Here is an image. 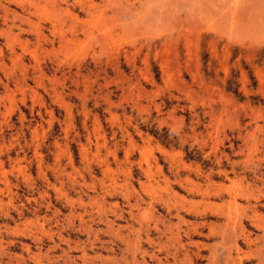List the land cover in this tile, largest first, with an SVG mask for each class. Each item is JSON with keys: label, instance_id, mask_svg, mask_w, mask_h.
I'll use <instances>...</instances> for the list:
<instances>
[{"label": "rangeland", "instance_id": "374dc122", "mask_svg": "<svg viewBox=\"0 0 264 264\" xmlns=\"http://www.w3.org/2000/svg\"><path fill=\"white\" fill-rule=\"evenodd\" d=\"M263 192L264 0H0V264H261Z\"/></svg>", "mask_w": 264, "mask_h": 264}, {"label": "bare ground", "instance_id": "6f19581e", "mask_svg": "<svg viewBox=\"0 0 264 264\" xmlns=\"http://www.w3.org/2000/svg\"><path fill=\"white\" fill-rule=\"evenodd\" d=\"M186 183H187V182H186ZM259 192H260V191H259ZM239 193H240V192H239ZM245 193H246V194H250V192H247V191H245ZM241 194L243 195L244 193L241 192ZM253 195H255V194H253ZM258 195H259V194H258ZM260 195H261V194H260ZM263 195H264V192H263ZM232 196H233V195H232ZM248 197H250V196H248ZM251 197H252V194H251ZM251 197H250V198H251ZM254 197H257V198H258L259 196H254ZM254 197H253V198H254ZM263 197H264V196H263ZM244 198H245V196H244ZM246 198H247V197H246ZM250 198H248V200H249ZM257 198H256V199H257ZM254 199H255V198H254ZM258 199H259V198H258ZM258 199H257L256 201H258ZM233 200H234V198H233ZM259 200H260V199H259ZM261 200H262V197H261ZM236 203H237V202H236ZM248 204H251V203H248ZM260 204H262L261 201H258L256 204H254V206H253V205L251 206V207L253 208L254 213L256 214V216H259L258 219L260 218V215H258V212H259V210H260ZM248 207H250V205H249ZM251 207H250V210L252 209ZM251 211H252V210H251ZM252 212H253V211H252ZM252 215H254V214L252 213ZM256 216L254 215L255 218H257ZM245 217L247 218V216H245ZM252 217H253V216H252ZM255 218H253V219H255ZM247 219H248V218H247ZM261 219H262V217H261L259 220H261ZM179 220H180V219H179ZM259 220H257V222H255V223H258ZM255 221H256V220H255ZM260 222H261V221H259V223H260ZM240 223H242V221H241ZM259 223H258L257 226H258L259 228H262V227H260V226H262V225H259ZM236 224H237V223H236ZM260 224H261V223H260ZM254 225H255V224H254ZM257 226H256V228H257ZM228 227H229V226H228ZM214 229H215V228H213V231H214ZM235 229H236V227H235ZM195 230H196V229H195ZM228 230H229V228H228ZM236 230H237V229H236ZM239 230H240V229H239ZM197 231H198V230H197ZM197 231H196V232L194 231V232L197 233ZM203 231H204V230H203ZM211 231H212V229H211ZM234 231H235V230H234ZM234 231H233V232H234ZM240 231H241V230H240ZM240 231H239V232H240ZM198 232H199V231H198ZM233 232L231 231V234H230V235H232V236H230V237H235V235H237L236 231H235V233H233ZM263 233H264V232H263ZM201 234H202V233H201ZM238 234H239V233H238ZM239 235H240V234H239ZM244 235H246V234H244ZM226 237H227V236H226ZM239 237H240V236H239ZM258 237H259V236H258ZM190 238H192V237H190ZM242 239H244V238H242ZM262 239H263V244H264V237H262ZM222 240L225 241V240H227V238H226V239H222ZM244 240L246 241L247 239H244ZM250 240H251V239H250ZM250 240L248 239V241H250ZM259 240H260V237H259ZM233 241H235V239H233ZM248 241H246V242H248ZM252 241H253V240H252ZM256 241H257V240H256ZM229 242L231 243V240L229 241V239H228V240H227V243H229ZM246 242H245V244H247ZM249 243H250V242H249ZM254 243H255V241L253 242V244H254ZM258 243H259V242H258ZM250 244H251V243H250ZM263 244H261V245H263ZM223 245H224V242H223ZM237 245H238V244H236V242H235L234 247H235V246L237 247ZM252 246H253V245H252ZM255 246H256V245H255ZM257 246H258V245H257ZM263 246H264V245H263ZM232 247H233V246H232ZM258 247H259V246H258ZM256 248H257V247H256ZM238 249H239V248H238ZM259 250H260V249H259ZM238 251H240V249H239ZM262 251H263V252L260 253V254H262V256H263V255H264V248H263ZM250 256H251V255H250ZM254 257H255V256H254ZM254 257H253V258H254ZM258 257L260 258V255H258ZM256 259H257V257H256ZM261 259H262V258H261ZM241 260H242V259H241ZM259 261H260V260H259ZM263 261H264V256H263V259L261 260L260 263H261V264L264 263ZM240 264H242V263L240 262Z\"/></svg>", "mask_w": 264, "mask_h": 264}]
</instances>
